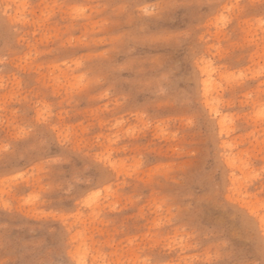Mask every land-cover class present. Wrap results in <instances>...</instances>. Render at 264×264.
Masks as SVG:
<instances>
[{
    "label": "rangeland",
    "instance_id": "1",
    "mask_svg": "<svg viewBox=\"0 0 264 264\" xmlns=\"http://www.w3.org/2000/svg\"><path fill=\"white\" fill-rule=\"evenodd\" d=\"M262 111L264 0H0V264H260Z\"/></svg>",
    "mask_w": 264,
    "mask_h": 264
},
{
    "label": "bare ground",
    "instance_id": "2",
    "mask_svg": "<svg viewBox=\"0 0 264 264\" xmlns=\"http://www.w3.org/2000/svg\"><path fill=\"white\" fill-rule=\"evenodd\" d=\"M205 76H208L207 71L204 72ZM202 86L205 92V102L210 107L211 113H213L216 117H219V111L212 106V102L208 96L209 93V79L205 78L202 80ZM224 120L222 118L219 119L218 125L222 128V131L224 130L223 125ZM227 161H230V157L227 159ZM262 225L264 226V219L261 218Z\"/></svg>",
    "mask_w": 264,
    "mask_h": 264
},
{
    "label": "snow or ice",
    "instance_id": "3",
    "mask_svg": "<svg viewBox=\"0 0 264 264\" xmlns=\"http://www.w3.org/2000/svg\"><path fill=\"white\" fill-rule=\"evenodd\" d=\"M261 115L264 116V111H262ZM262 207H264V205H262ZM7 264H11V261L7 262ZM43 264H51V262L50 261H44ZM260 264H264V259H262L260 261Z\"/></svg>",
    "mask_w": 264,
    "mask_h": 264
}]
</instances>
